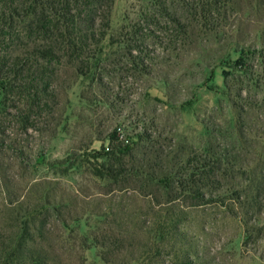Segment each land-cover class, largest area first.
<instances>
[{
    "label": "rangeland",
    "instance_id": "obj_1",
    "mask_svg": "<svg viewBox=\"0 0 264 264\" xmlns=\"http://www.w3.org/2000/svg\"><path fill=\"white\" fill-rule=\"evenodd\" d=\"M86 1L70 6L82 55L65 49L59 16L51 22L58 54L39 61L52 75L46 106L23 111L18 96L4 105L0 87V264H33L14 252L20 243L51 264H106L94 236L109 244L110 229L148 242L147 264H264V0ZM9 39L0 56L33 52ZM189 158L225 159L218 179L236 166V184L259 204L248 226L239 201L207 193L210 180L203 200L173 203L145 182L143 161L185 170ZM121 160L142 178L97 177ZM231 173L220 189L230 191ZM119 219L131 224L117 231Z\"/></svg>",
    "mask_w": 264,
    "mask_h": 264
},
{
    "label": "trees",
    "instance_id": "obj_2",
    "mask_svg": "<svg viewBox=\"0 0 264 264\" xmlns=\"http://www.w3.org/2000/svg\"><path fill=\"white\" fill-rule=\"evenodd\" d=\"M90 1L91 0H87L86 2ZM71 3L72 0H0V41L4 43L6 39L10 38L9 40H16L18 43L20 42L21 45L27 44L33 48V52L31 53H24L20 48L16 50V54L14 55L9 57L0 56V87L2 89V103L4 105H6L8 96L22 97L24 99V106H22V110L27 111V109L37 107L43 108V105L45 104L46 106V102H48L45 101V98L52 96V91L49 89L52 75L41 66L39 61L42 59L46 63H50L51 59H54L58 54L56 51V41L58 36L56 31L50 27L51 22L55 17L59 16L60 20H62L65 24V28L60 30L62 39L66 43L64 44L65 49H67L68 52L70 50H74L77 56L82 55L84 52L85 46L82 39L78 36L81 31L83 32V24L80 23V15L76 18L75 15L71 13ZM71 17L73 18L72 20H70ZM17 26H21V28H19L21 31L15 33V27ZM69 27H71V30H69ZM72 30L73 33H71ZM11 37H15L16 39ZM25 39L28 40L29 43L23 42ZM38 42H42V45L45 44L44 51H36L39 46ZM24 119L26 130L28 127H34L33 123H28L29 117L26 116ZM1 133L3 134V132ZM1 133L0 135H2ZM0 139L1 150L2 147H4L5 140L4 138ZM14 147L16 146H10L9 148L10 150L17 152V149ZM121 147L125 148V146H117L119 149ZM117 148H115L116 150L113 148L112 152L108 153V155L114 154L113 150L117 151ZM221 161H225V159H217V163L214 162L209 165L207 162L202 164L198 161V158H194L193 160H190L189 158L187 163L189 166L185 170L174 166L167 169L163 166H159L158 164L151 165L150 161L146 163H143L145 162L143 161L142 164H147L148 169L142 165L143 169L141 172L142 174L145 172L144 179L147 184H152L158 189L163 188L167 191L168 196L170 195L168 203L180 200L182 195L186 199L196 201L203 200V198L206 197L204 195H207L204 188L207 187L210 180V188H208L209 190H207V193L210 195L217 193L216 197L219 200H225V198L229 197L228 199H232V201H239L243 208V221H245V225L248 226L249 224L247 218L250 216L252 217L255 214L259 204H257L254 197L249 196L248 191H251L250 187L241 190L240 188L244 187L236 184L237 180L233 178L235 173L238 171L236 166L225 164L226 168L223 169V173L220 174L221 178L218 179L219 175L216 171V167L217 164L218 166L220 165V167L222 166L223 163ZM120 164L122 168L114 169V167H109L105 170L106 173L99 172V174H96L97 177L104 179L105 181L116 182L122 177H128L130 179L131 177L136 179L142 178L139 170H124L122 160ZM231 169L232 177L230 178V191L222 190L220 189L222 184L221 182L223 181L222 179L226 180V177H228L227 172ZM243 174L246 175L247 178L249 177L245 172ZM182 178L185 180L183 184L181 183ZM216 184H218L219 187H216ZM241 193H243V196H241ZM58 199H62V196H56V200ZM49 206V209H46L47 212H49V210H54L57 213H60L59 207L61 205H55L54 208H52L51 205ZM228 209L231 210L230 207H228ZM96 216L103 217L105 215L103 213H99L96 214ZM177 220L179 219L176 218V221L174 219L175 223ZM58 222L62 225L67 223L60 217L58 218ZM32 223H34V221L32 222L31 220V222H27V225ZM129 224L131 223H128L127 221L125 222L124 219H119V221L117 220V231ZM123 232L124 233L121 235L117 234V238H115L113 230L110 229L107 231L109 236L106 240H110L109 244L102 243L100 238L94 236V241L100 248L99 257L106 264H114V261L110 260L109 257L116 256L117 264L123 259H126V264L149 263L150 259H152L150 257V254L152 256V251L146 250L148 242L144 243L142 239L138 238L137 234L135 235L129 233L128 230ZM126 244H128L130 248H126ZM141 247L145 250H141ZM12 248L14 249V252L21 251V253H23L33 264H51L48 261H45L42 256L43 254L39 250H31L30 248H27L26 245H22L21 243L15 246V248ZM125 250L129 251V253L125 254L126 256H124ZM134 253H137L138 256H134Z\"/></svg>",
    "mask_w": 264,
    "mask_h": 264
},
{
    "label": "built area",
    "instance_id": "obj_3",
    "mask_svg": "<svg viewBox=\"0 0 264 264\" xmlns=\"http://www.w3.org/2000/svg\"><path fill=\"white\" fill-rule=\"evenodd\" d=\"M123 140H125V142H128V140L126 139V135H122Z\"/></svg>",
    "mask_w": 264,
    "mask_h": 264
}]
</instances>
